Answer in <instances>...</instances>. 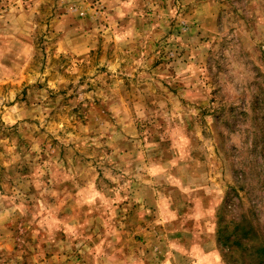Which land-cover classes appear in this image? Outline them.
I'll list each match as a JSON object with an SVG mask.
<instances>
[{
    "label": "rangeland",
    "instance_id": "374dc122",
    "mask_svg": "<svg viewBox=\"0 0 264 264\" xmlns=\"http://www.w3.org/2000/svg\"><path fill=\"white\" fill-rule=\"evenodd\" d=\"M233 222L264 236V0H0V264H241Z\"/></svg>",
    "mask_w": 264,
    "mask_h": 264
},
{
    "label": "trees",
    "instance_id": "16d2710c",
    "mask_svg": "<svg viewBox=\"0 0 264 264\" xmlns=\"http://www.w3.org/2000/svg\"><path fill=\"white\" fill-rule=\"evenodd\" d=\"M233 223L234 231L229 232L226 229L228 233L238 236L232 242L230 239L231 235H226L222 227L218 231L224 256L230 255L234 257L238 252H242L244 253L242 258L244 257L246 261L241 264H264V236L258 235V232L253 227L249 229L241 224ZM241 231L243 232L242 234L240 233Z\"/></svg>",
    "mask_w": 264,
    "mask_h": 264
}]
</instances>
